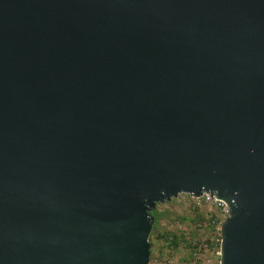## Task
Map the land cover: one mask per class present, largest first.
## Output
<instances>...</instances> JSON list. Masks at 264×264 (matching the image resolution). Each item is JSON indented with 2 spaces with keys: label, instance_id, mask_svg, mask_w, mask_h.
Here are the masks:
<instances>
[{
  "label": "water",
  "instance_id": "water-1",
  "mask_svg": "<svg viewBox=\"0 0 264 264\" xmlns=\"http://www.w3.org/2000/svg\"><path fill=\"white\" fill-rule=\"evenodd\" d=\"M181 194L264 264V0H0V264H150Z\"/></svg>",
  "mask_w": 264,
  "mask_h": 264
},
{
  "label": "rangeland",
  "instance_id": "rangeland-1",
  "mask_svg": "<svg viewBox=\"0 0 264 264\" xmlns=\"http://www.w3.org/2000/svg\"><path fill=\"white\" fill-rule=\"evenodd\" d=\"M153 211L157 219L154 220V231L152 229L150 235L153 251L150 264H188L190 258L191 250L186 245L173 252L163 250V241L157 235L177 233L184 236L186 241H210L216 235V227L223 220L219 208L198 202L186 194L157 205ZM199 215L201 220H198ZM218 251L219 247L204 253L202 264H220Z\"/></svg>",
  "mask_w": 264,
  "mask_h": 264
},
{
  "label": "built area",
  "instance_id": "built-area-1",
  "mask_svg": "<svg viewBox=\"0 0 264 264\" xmlns=\"http://www.w3.org/2000/svg\"><path fill=\"white\" fill-rule=\"evenodd\" d=\"M186 195L188 196V194ZM189 196H191V198H193L194 200L198 202L208 203L211 206L219 208L223 214V220L216 227V232H215L216 235H214V237L210 241L207 240V241L200 242L199 240H196L193 245V249L190 252V258H189L188 264H202L204 253L211 251V249L219 247L218 255L220 256V247H221V242H222L221 227H222L224 220L230 214V208L225 202L217 199L216 197L210 194H204L201 197H195L192 195H189Z\"/></svg>",
  "mask_w": 264,
  "mask_h": 264
},
{
  "label": "trees",
  "instance_id": "trees-1",
  "mask_svg": "<svg viewBox=\"0 0 264 264\" xmlns=\"http://www.w3.org/2000/svg\"><path fill=\"white\" fill-rule=\"evenodd\" d=\"M155 211L151 212V215L154 217V220L157 219V217L153 214ZM198 220H201L200 215L198 216ZM155 228V226H154ZM154 231V229H153ZM158 239L163 241V246L164 249L163 250H169V252H173L176 251L177 249H179L182 245H186L187 248H189V250L192 251L193 249V245L195 242H191V241H186L185 237L182 235H179L177 233H163L161 235H157ZM150 243H151V239H150ZM152 246V243H151ZM153 253V251H152Z\"/></svg>",
  "mask_w": 264,
  "mask_h": 264
}]
</instances>
